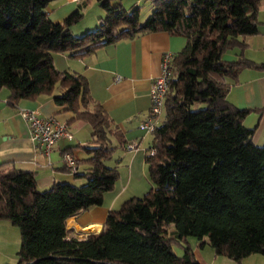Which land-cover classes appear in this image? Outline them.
<instances>
[{
    "label": "trees",
    "instance_id": "16d2710c",
    "mask_svg": "<svg viewBox=\"0 0 264 264\" xmlns=\"http://www.w3.org/2000/svg\"><path fill=\"white\" fill-rule=\"evenodd\" d=\"M53 1L0 0V89L9 90L8 102L16 106L53 95L72 112L70 124L90 125L92 138L84 148L93 156L85 160L87 171L76 173L85 179L81 185L40 190L32 171L0 173V220L21 233L17 264H201L191 237L238 264L252 254L264 256V145L244 124L250 113L264 109L228 100L242 70L264 64L224 59L260 32L262 0H152L155 9L144 22L140 7L97 0L106 15L97 29L80 36L72 31L83 18L80 9L55 22L47 11ZM162 31L187 44L174 54L163 120L152 133L156 152L146 154L153 185L110 211L101 232L70 235L67 219L102 205L114 188L119 170L106 160L116 148L114 138L123 146L126 141L93 98L88 78L60 70L55 54L82 56ZM59 87L62 92L54 95Z\"/></svg>",
    "mask_w": 264,
    "mask_h": 264
},
{
    "label": "crops",
    "instance_id": "0c3cea01",
    "mask_svg": "<svg viewBox=\"0 0 264 264\" xmlns=\"http://www.w3.org/2000/svg\"><path fill=\"white\" fill-rule=\"evenodd\" d=\"M139 2L131 0L128 8L136 7ZM84 3L86 0H56L48 5L47 11L52 20L59 22ZM113 4L124 6L126 0H116ZM152 8L146 12L149 13ZM258 19L260 32L247 38L248 45L239 54L234 51L224 54L226 61L232 62L243 57L264 64V0L259 8ZM186 44L184 37L162 31L107 44L82 56L55 54V63L60 70L81 73L88 78L93 98L112 117L124 140L140 141L139 148L131 152L117 139H113L112 146L116 148L106 164L118 168L119 178L114 188L105 193L102 205L67 219L70 235L86 237L101 232L110 211L119 210L131 198L143 197L152 187L146 154L152 145L153 134L141 130L140 123L149 115L150 87L153 79L160 74L163 54H176ZM61 92L59 87L54 95ZM9 93L7 88L0 89V173H8L13 169L32 171L36 174L40 190L49 189L55 183H85V179L77 178L76 173L86 172L89 165L85 160L93 156L84 148L92 138L90 125L85 121L70 124L72 112L58 106L53 95L42 96L35 101L21 100L16 106L8 102ZM228 100L240 108L264 109V68L243 69L237 82L230 87ZM25 110H38L45 117H55L69 123L74 139L59 140L51 152L45 154L43 148L36 147L31 140L30 127L23 115ZM244 124L254 130L255 143L263 145L264 111L250 113ZM66 152L75 157L76 172H72L64 160ZM208 246L207 243L201 246L203 251H208L200 255L199 245L193 246L201 264H238L216 255L213 248L207 249ZM20 247L21 233L19 235L10 222L0 220V264H17ZM177 249L178 255H182L183 250ZM242 264H264V256L252 254Z\"/></svg>",
    "mask_w": 264,
    "mask_h": 264
},
{
    "label": "built area",
    "instance_id": "2783aa9c",
    "mask_svg": "<svg viewBox=\"0 0 264 264\" xmlns=\"http://www.w3.org/2000/svg\"><path fill=\"white\" fill-rule=\"evenodd\" d=\"M70 1L79 2L81 0ZM173 59V53L166 52L163 54L160 74L151 83L150 112L140 123V129L146 133H154L162 122L166 95L173 78ZM23 115L29 124L32 142L36 147H42L45 154H49L59 140L74 139L72 129L66 122H61L55 117H45L38 110H25ZM139 146L140 141L138 139H132L125 144V148L131 152L138 149ZM155 152L156 149L154 147L147 150V153L151 155H154ZM64 160L72 169V172L77 171L76 160L71 153L66 152L64 154Z\"/></svg>",
    "mask_w": 264,
    "mask_h": 264
},
{
    "label": "rangeland",
    "instance_id": "374dc122",
    "mask_svg": "<svg viewBox=\"0 0 264 264\" xmlns=\"http://www.w3.org/2000/svg\"><path fill=\"white\" fill-rule=\"evenodd\" d=\"M130 3H131V0H126V4L124 5V7L126 9H130V8H128ZM136 7H140V20H141V22H144L148 18V16L153 12V10L155 9V5H154L152 0H140V2L137 4ZM150 8H152V10L149 13L146 12ZM76 9H80V12L83 14V18L78 23H76L72 28L73 33L77 36L83 35L84 33L88 32V31H93V30L97 29L101 24L100 18H103L106 15L105 9L100 6V4L97 0L86 1V3L80 4V6H77ZM53 17L54 16H52V18ZM162 120H163V118H162ZM12 226H13V228H15V230H17L18 234L20 235L19 227L15 226V225H12ZM205 240H208V238H206ZM190 242L194 247L197 244L199 245L198 254L199 253L200 254L201 253L207 254L206 252L208 250L203 251V249L201 247V241L198 240L196 237H191ZM208 248L212 249L211 246H208L207 249ZM176 249L177 248H175V250ZM176 251H178V249Z\"/></svg>",
    "mask_w": 264,
    "mask_h": 264
}]
</instances>
